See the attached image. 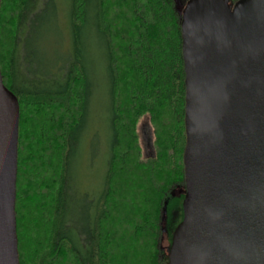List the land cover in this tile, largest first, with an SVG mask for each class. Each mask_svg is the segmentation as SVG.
Masks as SVG:
<instances>
[{
  "label": "trees",
  "instance_id": "obj_1",
  "mask_svg": "<svg viewBox=\"0 0 264 264\" xmlns=\"http://www.w3.org/2000/svg\"><path fill=\"white\" fill-rule=\"evenodd\" d=\"M67 6L70 46L57 0H0V71L19 103V264H168L160 247L162 217L165 210L170 240L183 200L172 192L185 187L176 1L67 0ZM92 24L104 53L109 154L100 190L92 198L83 194L82 208H72V194H80L72 158L88 143L85 131L102 71L88 49ZM144 117L153 136L148 157L138 133Z\"/></svg>",
  "mask_w": 264,
  "mask_h": 264
},
{
  "label": "water",
  "instance_id": "obj_2",
  "mask_svg": "<svg viewBox=\"0 0 264 264\" xmlns=\"http://www.w3.org/2000/svg\"><path fill=\"white\" fill-rule=\"evenodd\" d=\"M182 219L168 264H264V0H187ZM19 103L0 71V264H19Z\"/></svg>",
  "mask_w": 264,
  "mask_h": 264
},
{
  "label": "rangeland",
  "instance_id": "obj_3",
  "mask_svg": "<svg viewBox=\"0 0 264 264\" xmlns=\"http://www.w3.org/2000/svg\"><path fill=\"white\" fill-rule=\"evenodd\" d=\"M187 0H177L179 7H182ZM60 11V24L65 32L67 38L66 46H70L69 39V25H68V6L67 0H57ZM41 14V13H40ZM35 22H32V30L29 34V38L33 37V32H35ZM43 23V22H42ZM41 21L38 22V30L42 29ZM89 44L91 48L90 57L96 59L100 62L101 70L97 77V85L95 94L93 97V103L91 108V115L88 119L87 128L85 131V136L88 138V143L86 145L80 146L79 153L76 155L74 161V167L78 171L77 189L80 194H72L70 199L71 207L82 208V203L80 201L83 194H87L92 198L100 190L106 171L108 154H109V138H110V100L108 97L109 92L107 91V82L105 80V61L104 53L102 48H97L99 39L94 31V25L89 27ZM40 33V31H39ZM69 49V48H66ZM99 65V64H97ZM104 76V78L102 77ZM139 139L141 143V148L143 155L148 157L152 154L151 142H152V129L149 124L147 117H144L138 126ZM73 173V172H72ZM71 173V174H72ZM175 198L178 196H174ZM74 210V209H73ZM72 210V211H73ZM74 212V211H73ZM162 217V232L163 236L160 241V247L164 250L165 247L170 243L171 240L168 239L167 229L169 222V215L164 210ZM76 212L73 217L74 219L82 220V213ZM177 217L176 214L174 218ZM173 218V219H174ZM171 218V221H173ZM172 236V235H171Z\"/></svg>",
  "mask_w": 264,
  "mask_h": 264
},
{
  "label": "flooded vegetation",
  "instance_id": "obj_4",
  "mask_svg": "<svg viewBox=\"0 0 264 264\" xmlns=\"http://www.w3.org/2000/svg\"><path fill=\"white\" fill-rule=\"evenodd\" d=\"M229 3H235L236 1L238 0H227ZM184 191V188L182 189V192ZM181 192V195H184L183 193ZM171 240V239H170Z\"/></svg>",
  "mask_w": 264,
  "mask_h": 264
}]
</instances>
